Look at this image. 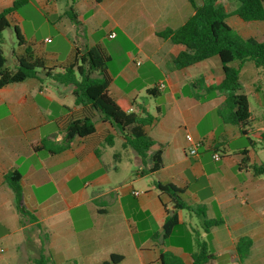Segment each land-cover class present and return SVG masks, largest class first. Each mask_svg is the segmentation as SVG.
I'll return each instance as SVG.
<instances>
[{"label": "crops", "instance_id": "crops-1", "mask_svg": "<svg viewBox=\"0 0 264 264\" xmlns=\"http://www.w3.org/2000/svg\"><path fill=\"white\" fill-rule=\"evenodd\" d=\"M16 1L0 0V11ZM29 1L38 14L44 12V24L27 29L19 11L10 17L8 30L15 33L18 26L48 68L69 65L77 51L105 49L111 57L107 70L111 96L136 102L135 112L145 110L160 117L147 131L155 142L149 155L162 151L163 167L147 173L140 156L123 147L122 137L109 123L95 110L76 106L72 86L59 85L41 72L39 79L4 87L0 90V264H29L41 253L53 264H103L115 254L124 257L122 264H162L161 255L167 252L193 264L197 239L216 256L211 264L229 254L240 264L236 246L241 239L251 240L250 255L243 263L250 264L253 251L264 247V176L255 177L246 167L263 148L259 137L264 113L244 136L220 119L224 96L196 99L205 95L191 86L196 79L203 77L215 85L224 81L220 59L178 70L174 60L185 47L159 36L181 28L194 16L189 0ZM218 3L229 13L238 7L235 0ZM69 13L78 16V26ZM228 24L242 37L264 42V22L246 23L231 16ZM119 34L124 43L118 41ZM25 48L18 43L14 49L13 70ZM121 49L124 60L117 67ZM262 81V69L253 63L243 66L241 82L248 98L257 87L263 89ZM160 83L164 90L158 88ZM152 90L154 95L149 94ZM152 97L156 114L149 104ZM85 117L94 119L95 133L77 137L65 147L67 126ZM110 134L117 136L112 147L106 145ZM196 141L204 145L194 157L190 148ZM216 153L220 161L213 159ZM8 175L19 177L29 216L17 210ZM158 183L179 187L185 203L199 210L198 214L178 211L179 225L168 238L163 237L166 211L176 210ZM201 211L225 225L206 232Z\"/></svg>", "mask_w": 264, "mask_h": 264}, {"label": "trees", "instance_id": "trees-1", "mask_svg": "<svg viewBox=\"0 0 264 264\" xmlns=\"http://www.w3.org/2000/svg\"><path fill=\"white\" fill-rule=\"evenodd\" d=\"M98 4L105 0H95ZM238 7L229 13L226 8L218 3V0H202L198 4L197 0H189L195 10L184 26L176 30H168L159 33V36L169 40L175 46L185 47L180 52L174 64L178 70H184L202 63L206 60L218 57L222 63L224 71V81L220 85H215L200 77L192 82L194 89L205 91V95H196L198 101L205 100L214 95L225 97L224 103L218 109V115L224 124L237 127L241 134L248 136L259 122L250 110V100L243 92L241 82V71L246 63H253L257 69L263 71V81L261 87L254 91V98L258 106L264 109V42H259L254 38H244L237 31L230 27L228 19L237 16L246 23L264 22V0H235ZM26 5H31L29 0H17L12 7L0 11V90L12 84L23 83L29 79H39V74L44 72L46 78L53 82L74 88L73 95L75 104L78 107L95 110L103 122L109 123L116 134L122 137L123 147L134 150L147 167L149 174L158 172L163 167L162 151L149 155L155 146L154 140L150 137L147 129L159 122V115L154 116L144 110V113L135 112L134 108L139 107L136 102L116 100L110 94L111 78L107 74L111 57L102 47L94 48L84 54L76 52L74 60L65 67L48 68L45 61L38 57L34 50L27 45L21 36L18 26H15L17 41L21 46H26L25 54L17 57L18 68L13 70L7 65L3 45V34L12 28L10 17L19 12ZM71 22L78 26V16L69 13ZM155 90L149 91L154 95ZM160 114V113H159ZM264 127V115L261 119ZM260 121V122H261ZM95 133L94 119L85 117L69 123L65 131V147L77 137L87 138ZM117 136L110 134L106 139V145L114 146ZM250 146L253 141L248 137ZM259 145L264 148V131L260 134ZM65 147H62L64 149ZM98 157L100 154L96 151ZM248 170L255 177L264 176V161L259 158L251 165H247ZM15 194L17 210L24 216H29L23 203V190L19 184L18 176L8 175L6 177ZM161 193L168 195L176 210H167L163 226V237L168 238L174 229L179 225L177 212L187 210L199 213V210L191 207L182 199L184 191L172 184H157ZM199 217L202 227L206 232L212 228L224 226L223 220L208 219L205 212L201 211ZM253 242L241 239L236 252L239 263L243 264L250 255ZM44 252V251H42ZM193 264H211L216 260V256L211 253L207 243L197 239V251L192 254ZM122 255H112L110 260L103 264H122ZM162 264H185L181 258L172 253L161 255ZM29 264H53L50 257L41 253L40 257Z\"/></svg>", "mask_w": 264, "mask_h": 264}, {"label": "rangeland", "instance_id": "rangeland-1", "mask_svg": "<svg viewBox=\"0 0 264 264\" xmlns=\"http://www.w3.org/2000/svg\"><path fill=\"white\" fill-rule=\"evenodd\" d=\"M19 11L26 18V22L24 25L27 29L30 28L31 24H34L36 26L44 24V18L41 16V14H44L43 11H41V14H38L35 11V8L31 5L23 6ZM119 35H120V37H119L118 41L121 40V41H123L122 43H124L125 38H123L121 34H119ZM3 38H4L3 50H4L6 58L9 61L8 66H9V68L14 69L15 67L12 63V62H14L13 51H14V49H16L18 47V41H17L16 34L14 32L11 33L10 30H6L3 34ZM126 46L129 47V45H127V43H126ZM119 52H120V54L117 55L116 62H115V66H117V67H119V65L124 60L123 49H121ZM122 82L123 81H119L118 84L120 86H122L123 85ZM249 100H250V110H251V113L253 114V116H255V117L261 116V112L264 113V109L261 108L260 106H258L253 95H249ZM149 104H151L152 113L156 114V112H155L156 101H155V99H153V97L149 99ZM257 155H258V158H260V160L264 161V148L259 147L257 150ZM263 179H264V177H263ZM174 241L176 243L180 242V240H178V238H175ZM5 257H6V255H5ZM250 259H251L250 264H264V247H263V245H261V247L256 248L255 251H253L252 255L250 256ZM225 262H228V264H237V263L232 261L231 254L223 257L221 260H219L217 262V264H219V263L223 264Z\"/></svg>", "mask_w": 264, "mask_h": 264}, {"label": "built area", "instance_id": "built-area-1", "mask_svg": "<svg viewBox=\"0 0 264 264\" xmlns=\"http://www.w3.org/2000/svg\"><path fill=\"white\" fill-rule=\"evenodd\" d=\"M158 88L160 89V90H164L165 89V84L164 83H160L159 84V86H158ZM187 139L189 140V141H192V137L190 136V135H187ZM203 145H204V142L203 141H196V142H193L192 143V146H191V148H190V154H191V156H194V157H197L198 155H199V150L203 147ZM213 159L215 160V161H220L221 159H222V157H221V155L220 154H218V153H216L214 156H213ZM140 193H135V195L136 196H138ZM2 251L0 250V253H1Z\"/></svg>", "mask_w": 264, "mask_h": 264}]
</instances>
